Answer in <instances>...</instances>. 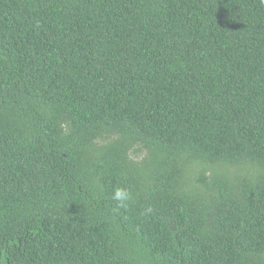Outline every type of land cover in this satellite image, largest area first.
Masks as SVG:
<instances>
[{
    "label": "trees",
    "instance_id": "16d2710c",
    "mask_svg": "<svg viewBox=\"0 0 264 264\" xmlns=\"http://www.w3.org/2000/svg\"><path fill=\"white\" fill-rule=\"evenodd\" d=\"M0 264H264L260 0H0Z\"/></svg>",
    "mask_w": 264,
    "mask_h": 264
},
{
    "label": "clouds",
    "instance_id": "9594fccd",
    "mask_svg": "<svg viewBox=\"0 0 264 264\" xmlns=\"http://www.w3.org/2000/svg\"><path fill=\"white\" fill-rule=\"evenodd\" d=\"M260 3L264 5V0H260ZM111 199L116 203V209L128 207L129 202L132 200V193L124 187H115L112 192ZM151 211V209H148Z\"/></svg>",
    "mask_w": 264,
    "mask_h": 264
}]
</instances>
